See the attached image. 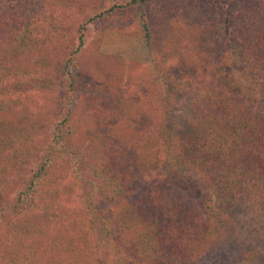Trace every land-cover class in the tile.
<instances>
[{
  "label": "rangeland",
  "instance_id": "1",
  "mask_svg": "<svg viewBox=\"0 0 264 264\" xmlns=\"http://www.w3.org/2000/svg\"><path fill=\"white\" fill-rule=\"evenodd\" d=\"M118 2L121 0H21V8L15 11L16 15L7 16L16 21V25L20 23L21 26L23 23L27 29H22V34L19 31L17 46L22 50L19 58L14 60L11 54L15 51L13 46L9 50L11 53L1 61L0 73L3 72V75L0 79L5 78L7 72L11 74L14 69L12 63L15 61L16 65L29 63L35 68L51 62L47 67L49 69H46L47 73L37 78L35 90L28 91L34 99L29 98L26 105L35 100L44 105L45 108L37 116L39 117L48 113L54 99L56 104H62V116L67 118L73 132L72 138L68 139L61 151L52 156L53 163L49 167L42 165L47 147V144H42L45 136H40L33 156H29V163L33 166L32 171L29 169L31 179L33 172L41 178L50 175L46 187L59 191L51 199L45 193L41 194V198L38 195L33 199V212L45 210L40 206L44 204L51 214L68 217L71 221L74 219L72 224H68V229H62L64 224L50 221V230L42 234V243L45 246L50 243L54 248V255H57L53 264H67L63 255L56 252L53 240L65 243L75 242L76 238L81 241L76 243L85 250L86 264H170L176 258L180 264H264V193L261 190H250V185L243 189L240 183L229 181L253 164L247 158L242 159L251 155L250 152H255L253 149L248 150L246 144L254 141L264 145V136L260 133L263 127L260 125L261 117L264 115V98L260 87L264 82V71L255 72V68L249 69L251 66H248L241 75L236 72L230 75L235 78L234 81L220 82L218 89L233 100V109L217 114L204 104L193 105L192 97L197 92L205 91L196 87L198 84L193 83L192 74L194 71H201V66H206L201 59L205 61L206 56L215 50L214 43L205 39L206 31L195 32V22L204 21L214 12L219 14L217 3L208 0H151L136 7H114ZM209 4L214 6L211 8ZM138 10L146 11V25L155 30V37L158 36L156 44L160 55L156 56V63L153 62L142 35L140 19L136 15ZM232 10L230 7L228 11ZM103 12L108 14V20H97L95 17ZM109 18L114 25L108 24ZM81 33L84 34L86 46L94 50L95 56L89 57V60L87 57L76 59L79 68L73 73V79L71 76L67 80L68 74H64L62 61L65 56L73 54ZM216 37L222 39L221 36ZM23 38L26 40L23 41ZM92 38L96 40L94 44L91 43ZM224 38L228 41V37ZM32 41L34 46L37 44V50L35 47H27ZM22 43L25 44L20 47ZM220 47V56L214 57V63L226 61L230 64L224 46L220 44ZM25 51L26 58L23 53ZM57 56L60 62L55 60ZM95 58L100 63L96 61L95 65L92 64V59ZM157 64L167 72L166 88L171 86L170 95L165 93L163 100V105L167 108L160 112L155 110L156 104L150 95L142 99L139 95L140 92H159L160 87L163 89L159 82L150 86L143 84V73H154L155 69H151ZM96 65H99V69L95 72ZM206 71L209 74L208 65ZM43 82H50L53 88L46 89V83ZM149 89L151 90L148 91ZM62 90L63 93H60ZM164 112L167 116L163 115ZM97 113L102 116L99 120ZM193 114L203 120V133L199 131V124L192 120ZM48 116L53 120L57 113L55 111ZM161 122L164 123L163 128ZM150 124L153 125L152 132L143 133V129L150 127ZM160 128L165 134L160 135ZM102 138L103 142L107 138L111 144L116 142L114 145L121 147L119 156H110L108 159L103 157L100 149L104 147ZM252 138L256 140H250ZM237 143L241 147L230 160V170L225 173L224 179L219 175L214 177L219 182L216 189L197 193L194 205L189 204V207L209 209L211 219L206 235L197 238L193 234L186 246L171 253L164 261L161 256L165 255L156 258L157 255L145 248L140 255L131 253L127 258L113 245L114 240L129 241L130 244L132 242L122 234L128 233L130 227L121 229L116 235L107 234L115 217H126L122 212H126L129 200L119 190L120 185L117 188L113 184L107 189L109 193L105 197H100L89 184L85 183L83 186L78 181L79 173L76 174L75 169L77 165L71 160L74 158L81 161L85 167L84 172H80L83 179L92 177V174L86 172L85 163L92 162L94 169L100 171L103 167H98V164L104 159L111 162L119 160L120 166L117 169L122 174L147 170L146 172L169 176V170L172 171L178 156L186 164V171L182 172L181 168L180 172L185 178L193 180L202 192L204 189L201 188L199 175L201 171L208 173L203 169L208 160L207 153H213L219 148L233 152V146ZM138 144L141 147L138 148ZM191 158L196 159V165L187 163ZM166 165L171 169L168 170ZM114 176L117 177L118 174L115 173ZM28 179L27 193L31 196L33 186L30 189V176ZM73 184L81 185V196L73 191L68 193L69 186L72 187ZM103 185L105 186L102 187ZM106 186L107 183L101 184L100 189ZM95 189L98 187L95 186ZM123 194L127 199H123ZM10 196L13 198L15 193L12 192ZM75 218L85 222L79 229ZM129 224L132 225V222ZM104 239L110 240L103 243ZM91 241L93 244H89ZM2 245L0 242V254L3 253ZM88 245L92 251L86 248ZM108 245L112 248L107 247ZM42 262L43 259L37 264H44Z\"/></svg>",
  "mask_w": 264,
  "mask_h": 264
},
{
  "label": "trees",
  "instance_id": "2",
  "mask_svg": "<svg viewBox=\"0 0 264 264\" xmlns=\"http://www.w3.org/2000/svg\"><path fill=\"white\" fill-rule=\"evenodd\" d=\"M149 1L151 0H121V2L115 4L114 7L131 5L132 7H136ZM208 1H212V3L215 1L217 3L219 14L214 12L202 22L194 21L196 28L195 32L198 31L197 33H199L206 31V35H211L210 37L205 35V39L209 41V43H214L213 49L215 50H212L210 55L208 54L206 56L205 61L201 59L206 66H201V71H194L192 74L194 77L193 83L198 84L196 87L205 91L197 92L196 95L194 93L193 95L195 96L192 98L194 99L193 105L204 104L208 109H213L212 112L221 114L224 111L226 112V110L233 109L231 103L233 100L225 96L224 92H220L218 89L220 82L227 81V83H230L234 81L235 78L230 75L234 72H236L237 75H241L248 66H251L249 69L255 68V72L264 71V0ZM20 4L21 0H0V63L3 58L8 56L9 50L13 46L15 47V51L10 53L14 57V60L18 59L19 55H21L22 50L17 46L19 42L18 35L19 31L20 34H22V29H27V26H23V23H21V26L20 23L16 25V21L7 17L9 14L15 16V11L21 8ZM212 5L213 4H209L211 8ZM230 7L234 12L233 10L232 12L228 11ZM137 12L136 15L138 19H140V27L142 28V35L147 49L153 57V62L156 63V56L160 55V51L156 44L158 36L155 37L153 35L155 30L149 29L150 27L148 28L146 25V11L138 10ZM226 15L229 16L226 18ZM107 17L108 14L106 15L105 12H103L95 18L99 21H103L108 20ZM109 20L110 22L108 24L114 25L110 18ZM214 34L215 37L213 36ZM216 36H221L222 39ZM224 37H228V41H225ZM22 40L25 41L26 38ZM91 41V43L94 44L96 40L92 38ZM86 43L84 34L81 33L79 43L73 52L74 55L72 54L68 57H64L62 69L64 74H68L66 76L67 80L68 77L70 78L79 68L76 59L87 57L89 60V57L95 56L94 50L86 46ZM24 44L25 43H22L20 47H23ZM216 44L218 47H216ZM220 44L224 46L230 64L226 63V61H223L221 64L214 63V57L220 56ZM27 47L30 49H33V47H35L36 50L38 49L37 44L35 43L34 46L33 41L31 45ZM16 51L17 53H15ZM23 53L26 58L27 52L25 51ZM58 57L59 56H57L55 60L59 61ZM92 60L94 61L92 62L94 65L96 61L100 63L97 58ZM50 63L51 62L47 63L46 66L43 65L41 68H35L33 64L29 65V63H18L16 65L15 61L12 63L14 69L11 71V74L7 72L5 73V78L2 77V80L0 79V242L3 243V253L0 254V264H37L40 263L42 259V263L44 264H53L54 258L56 259L57 255H54L55 251L50 243H47L46 246L42 243V234L48 231V229L50 230V221L56 224H64L62 229H68V224H72V221H74V219L71 221L65 216L51 214L44 204H40V206L45 210L33 212L34 205H31V203L34 204L33 199L38 195L41 198L42 193L47 194V197L51 199L55 197L53 195L55 192H59L52 191L50 188L46 187V184L50 181V175L41 178L40 176H36L33 172V179H31V172L29 173V169L32 171L31 168L33 166L32 163H29V156H33L37 140L40 136L46 137L42 142L43 145L47 144L43 154L45 156L44 164L42 165H47L49 167V164L53 163L52 156L61 151L62 147L68 142V139L70 140L72 138L73 134L72 129L69 128L67 118L62 116V104H56L54 99V104L50 106L48 113L39 116L40 118H44L43 120L37 116L42 112L41 110L45 108L44 105L36 100L26 105L29 98L34 99L33 95L28 91L35 90L34 87L38 85V83H36L37 78L47 73L46 69H49L47 67ZM214 64H216L215 68H213ZM207 65L210 69V71H208L209 74L206 71ZM94 68L96 72V70L99 69V65H96ZM153 70L155 74L153 72H149L150 74L143 73V84L150 86L154 82H159L163 89L160 87L159 92H140L139 95L140 99L150 95L156 104L155 110L160 112L164 110V108H167L163 105V100L166 96L165 93L170 95L171 86L168 89L166 88L168 76L165 75V73L167 72L161 69L159 64L151 69V71ZM2 75L3 72L2 74L0 73V76ZM144 75L148 77L146 78ZM12 77L13 79H11ZM43 83H46V89L53 88L50 82ZM261 84L262 87H260V90L264 98V82ZM65 88H67L66 83ZM199 88H196V90H199ZM150 90L151 89L148 91ZM165 90H167V92H165ZM60 93H63V90ZM55 111L57 117L52 120L51 116H48V114ZM165 112L163 115L167 116ZM97 116V120L102 117L98 115V113ZM192 118V120L199 124V131L203 133L205 130V127H203V120L195 116V114L192 115ZM51 120L53 122H51ZM261 121L260 125L263 127L260 133L264 136V125H262V123H264V115H262ZM163 125L164 123L161 128H163ZM152 127L153 125L143 129V133L148 134L152 132ZM167 128L169 127L167 126ZM159 133L162 135L165 134V131L161 129ZM90 134H92L91 131ZM103 139L104 138H102V143L104 147L100 148L103 157L105 158L106 156L108 159L110 156H119L121 147L114 145L116 142L111 144L109 142L110 140L107 138L103 142ZM250 140L256 139L252 138ZM47 141L48 143H46ZM246 145L245 147H248V150L253 149L255 152L249 151L251 155L243 157L242 159L247 158L253 164L251 167L247 168V170H244V172L233 176L229 181L240 183L243 189H247L250 185V190H261L262 193H264V145L254 141H250ZM137 147L139 148L141 145L138 144ZM240 147L241 145L237 143V145L233 146V152L224 151L219 148V150H215L216 152L207 153L208 160L205 162L203 169L208 173H203L201 171L202 174L200 173L199 175L201 179V188L204 189L202 192L198 190L197 184L193 180L185 178L184 174L182 175V172L186 171V164H183L184 162L181 161L177 155L176 164L172 169L166 165L167 169L169 168L172 170L170 171L168 169L170 172L169 176H163L158 173L155 174L156 172L154 173L152 171L146 172L147 170L122 174V172L117 169V167L120 166L119 160L111 162L104 159L99 161L101 163L98 164V167H103L100 171L94 169L95 166L91 165L93 164L92 162L85 163L87 167L86 172H88L89 175L92 174V177L83 179L81 173L84 172L85 167H83L81 161H76L74 158L71 160L78 166V168L77 166L75 168L76 174L79 173L78 181L82 183V185L85 183L89 184L91 189H94V192L99 194L100 197L107 196L109 193L107 189L111 188L113 184L116 185L117 188L118 185H120L121 189L119 190L124 193L129 200L126 212H122L126 217H112V219L114 218L115 220L110 223L107 234L116 235L121 229L130 227L128 233L124 232L122 234L126 236L127 240L132 242L130 244L129 241L121 240L120 242L124 244H120L118 240H114L113 245L115 247L117 246L127 258L130 257L131 253L139 254L145 248L148 252H153V254L157 255L155 256L156 258L165 255L161 256V259L164 261L171 253L186 246V243L190 241V237L193 234L197 238L206 235L211 219L209 217V209L199 206L193 208L192 206L189 207V204L194 205L193 201L197 193L202 194L205 193V190L210 192V190L214 191L216 189V185L219 182L215 181L214 177L219 175L218 177H223L224 179L225 173L230 170L229 167L232 162L230 160L238 153ZM236 150L237 152H235ZM195 152L196 151L192 154L193 158ZM193 158L187 160V163L196 165V159ZM181 168L182 172H180ZM115 173L118 174L117 177L114 176ZM28 176H30L29 184H32L30 189L33 186V190L30 192L31 196H28L27 193L29 185L26 187L27 181H29ZM123 182L126 184H123ZM104 183H107V186L104 189H100V185ZM73 186H69L68 193L70 194L71 191H73L78 194L77 196H81L82 192L81 189H79L81 185L79 184V186H77L73 184ZM95 186L96 188L98 187L97 190ZM104 186L105 185L102 187ZM12 192L15 193L13 198L10 196ZM63 194L64 193H62L61 196H63ZM124 194L123 199L125 198ZM75 222L78 224L77 229L85 224L84 221L76 218ZM130 222H132V225L129 224ZM106 227H104V229H106ZM109 240L104 239L103 243L109 242ZM50 241H52V239H50ZM53 241L56 252L63 255L62 258L67 264L88 263L85 262V250L81 249L80 244H77L81 242L78 238L75 239V242L65 241L64 243L60 242V240ZM89 244H93V242L91 241ZM109 246L110 245L107 247ZM86 248L92 251L91 246L88 245ZM110 248H112V246H110ZM155 251L160 254L158 255ZM89 262H91V260ZM125 263H127L126 260ZM171 263L180 264V261L176 258Z\"/></svg>",
  "mask_w": 264,
  "mask_h": 264
}]
</instances>
